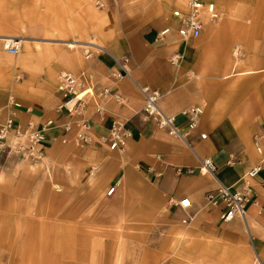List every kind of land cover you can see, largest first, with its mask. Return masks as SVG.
Segmentation results:
<instances>
[{
  "label": "crops",
  "instance_id": "0c3cea01",
  "mask_svg": "<svg viewBox=\"0 0 264 264\" xmlns=\"http://www.w3.org/2000/svg\"><path fill=\"white\" fill-rule=\"evenodd\" d=\"M210 1L216 8L214 0ZM177 6L178 3H174L173 8ZM171 11L162 24L151 25L146 33H127L126 28L135 22L123 20L119 24L123 32L118 35L117 24L109 20L107 23L112 29L103 41L104 48L99 47L106 53L92 54L86 61L70 54L72 52L64 48L65 42L29 41L38 45L28 57L30 61L32 58L38 60V71L27 73L26 68L21 69L25 77L20 82L10 79V74L15 73L0 72L5 76L0 82V124L8 116L22 128L28 124L36 129L47 123L63 124L66 119L55 112L62 101L56 88L58 74L65 71L92 75L96 97L89 98L84 116L93 127V142L80 148L72 146L74 184L100 189L102 196L114 187L116 197L123 196L125 203L137 205L138 209L133 208L127 216L133 221V227L138 229L142 219L154 220L155 226L160 227L156 230L163 233L167 249L171 251L200 249L199 244L221 250L247 251L249 239L258 264H264V98L261 95L252 97V86L236 79L222 82V77L230 76L231 69L222 70L219 57L212 51V44L220 41V35L201 34L199 44L209 43L210 46L197 52L189 45L193 40L182 42L175 31L158 39V32L174 25ZM208 21H204V27ZM13 38L20 39L21 45L26 42L23 37L0 36L4 43ZM51 45H55L53 52L45 50ZM234 53L238 55L237 51ZM174 54L184 57L179 67L170 64ZM122 56L130 59L132 80L114 81L110 77L117 70L113 58ZM205 59L212 65L206 66ZM190 75L193 77L189 78ZM136 84L160 93L158 106L165 115L175 117L179 132L187 134L184 141L158 129L152 120L143 119V99ZM36 85L38 91L33 92ZM102 88L119 94L121 103L111 94L98 96ZM34 94L38 95L36 101ZM94 105L101 106L100 114L95 113ZM195 107L203 113L196 127L190 130L182 113ZM113 124H121L130 135L121 150L110 151L107 143L100 141L109 137ZM200 134L205 138L201 139ZM256 134L262 137L261 154L252 145ZM44 137L45 159L51 150H62V139L73 144L72 136L64 135L58 127L45 131ZM202 159L212 160L216 168L214 177L202 176L197 171L192 175L177 174L178 169H197ZM257 165H261V170L248 182L251 197L244 218L222 222L223 205L207 202L206 193L219 184L237 187ZM74 168H78L79 174ZM184 198L191 202L190 208L184 210L173 205ZM139 204L148 209H140Z\"/></svg>",
  "mask_w": 264,
  "mask_h": 264
},
{
  "label": "rangeland",
  "instance_id": "374dc122",
  "mask_svg": "<svg viewBox=\"0 0 264 264\" xmlns=\"http://www.w3.org/2000/svg\"><path fill=\"white\" fill-rule=\"evenodd\" d=\"M177 2L0 0V36L26 40L16 56L5 52L0 40V72L15 73L10 74V79L20 82L25 77L21 69L26 68L27 73L38 71V60L28 59L30 52L38 48L37 44L28 43L31 40L65 42L64 48L70 54L86 61V53L90 57L104 53L97 47L104 48L103 41L112 29L109 20L117 24L118 35L123 32L119 25L123 20L135 22L126 28L127 33H146L151 25L162 24ZM214 2L217 18L205 22L202 34L221 36L219 42L212 44V51L219 57L222 70L231 69L230 76L222 77V82L236 79L252 86V97L264 98V0ZM200 39L189 43L194 52L210 46L199 44ZM68 43L75 46L70 48ZM54 46L45 50L53 52ZM183 61L182 56L176 67ZM205 64L212 65L209 59H205ZM4 78L0 75V82ZM36 89L37 85L33 92ZM34 95L36 101L38 95ZM62 144V150H51L46 159L43 152L38 160L14 153L0 157V264H258L249 239L247 251L200 244V249H167V241L156 230L160 227L155 226L154 220L142 219L138 229L133 227L127 216L133 208L138 209L136 204L125 203L124 197H116L115 193L102 196L100 189L75 185L72 146L81 145ZM74 170L79 174L78 168ZM138 207L148 209L144 204Z\"/></svg>",
  "mask_w": 264,
  "mask_h": 264
},
{
  "label": "built area",
  "instance_id": "2783aa9c",
  "mask_svg": "<svg viewBox=\"0 0 264 264\" xmlns=\"http://www.w3.org/2000/svg\"><path fill=\"white\" fill-rule=\"evenodd\" d=\"M178 6L171 11V19L174 21L173 26L165 27L161 32H158V39H162L171 31H175L176 36L182 42H188L198 39L204 29L205 20H214L217 18L215 4L210 0H179ZM21 45L18 41H9L4 43L3 48L9 55L16 56L20 50ZM102 51V50H101ZM104 52V51H102ZM106 53V52H104ZM90 54L86 53L85 58L89 59ZM181 56L174 54L170 58V64L176 66L179 64ZM114 65L117 70L110 74L114 81L127 78L132 80L130 59L127 56L120 58H113ZM93 77L84 72L79 74H69L62 72L58 76L57 91L61 96V103L55 108L58 115L64 116L65 122L61 125H54L47 123L43 128L36 129L33 125L28 124L22 128L16 125L13 118L6 117L2 124H0V157L11 153L17 156H22L29 160H38L42 156V147L45 140L44 132L58 127L64 135H71L73 142L81 146L91 145L93 140L91 137L92 125L89 123L84 114L89 103V98L93 99L96 94L92 90ZM136 87L142 96L143 106L141 114L143 119L152 120L158 129L166 130L168 135L179 138L184 141L187 134H181L179 128L175 123V117L167 116L161 111L158 102L161 98L160 93L149 87ZM110 95L108 88H102L98 96ZM113 99L121 103L122 98L119 94H111ZM100 105H94L96 114H100ZM202 110L198 107L190 108L189 111H184L182 116L188 121L190 130L197 125L198 119L202 114ZM129 133L123 128L121 124H113L109 130V137L107 139H100L106 142L110 151L121 150L124 147L125 141L129 138ZM200 138L204 139L205 135L200 134ZM62 143L68 140L62 139ZM262 137L254 135L252 138V145L258 154L262 153L261 145ZM199 167L197 169H178L177 174L181 175L197 173L203 175L215 176L216 168L211 159L199 160ZM261 170V165L253 167L245 175V178L239 182L237 187H228L219 184L215 190H212L205 195L207 202L213 205H223V212L220 220L224 223L232 221L234 218H244L246 205L250 201L251 189L248 186L249 180ZM115 188L112 187L106 193L107 196L114 194ZM174 206L180 209H188L191 202L184 198Z\"/></svg>",
  "mask_w": 264,
  "mask_h": 264
},
{
  "label": "bare ground",
  "instance_id": "6f19581e",
  "mask_svg": "<svg viewBox=\"0 0 264 264\" xmlns=\"http://www.w3.org/2000/svg\"><path fill=\"white\" fill-rule=\"evenodd\" d=\"M9 41H18L19 43H20V45H21V40L20 39H18V38H13V40L12 39H10ZM9 41H5V43H7V42H9ZM75 43H73V44H68V46L70 47V48H72L73 46H75L74 45ZM91 44V43H90ZM98 49H100V50H102L101 48H99V47H97ZM103 51V50H102ZM241 219V218H240ZM243 219V218H242Z\"/></svg>",
  "mask_w": 264,
  "mask_h": 264
}]
</instances>
